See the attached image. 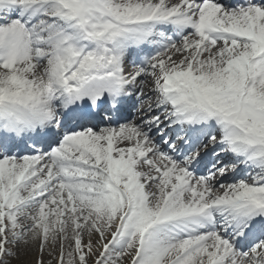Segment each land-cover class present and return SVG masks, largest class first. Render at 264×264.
I'll use <instances>...</instances> for the list:
<instances>
[{"label":"snow or ice","instance_id":"snow-or-ice-1","mask_svg":"<svg viewBox=\"0 0 264 264\" xmlns=\"http://www.w3.org/2000/svg\"><path fill=\"white\" fill-rule=\"evenodd\" d=\"M0 264H264V0H0Z\"/></svg>","mask_w":264,"mask_h":264}]
</instances>
